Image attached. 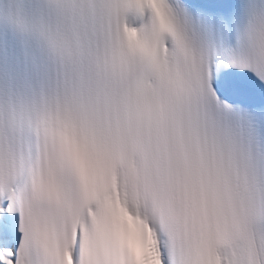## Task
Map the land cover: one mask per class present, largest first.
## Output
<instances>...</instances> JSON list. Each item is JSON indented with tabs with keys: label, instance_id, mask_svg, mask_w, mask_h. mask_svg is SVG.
<instances>
[{
	"label": "snow or ice",
	"instance_id": "obj_1",
	"mask_svg": "<svg viewBox=\"0 0 264 264\" xmlns=\"http://www.w3.org/2000/svg\"><path fill=\"white\" fill-rule=\"evenodd\" d=\"M81 103L0 117V264H264V0H147Z\"/></svg>",
	"mask_w": 264,
	"mask_h": 264
},
{
	"label": "clouds",
	"instance_id": "obj_2",
	"mask_svg": "<svg viewBox=\"0 0 264 264\" xmlns=\"http://www.w3.org/2000/svg\"><path fill=\"white\" fill-rule=\"evenodd\" d=\"M147 0H8L0 21L21 35L36 39L69 76L88 66L94 71L115 48H139L146 31ZM130 9L142 22H125ZM85 91L72 86L52 100L75 109ZM5 110L3 118L8 116Z\"/></svg>",
	"mask_w": 264,
	"mask_h": 264
}]
</instances>
